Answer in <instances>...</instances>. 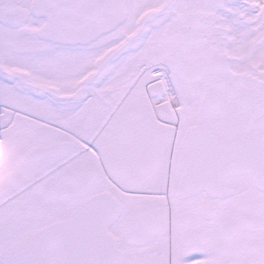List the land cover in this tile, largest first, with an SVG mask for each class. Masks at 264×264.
<instances>
[{"label": "snow or ice", "instance_id": "obj_1", "mask_svg": "<svg viewBox=\"0 0 264 264\" xmlns=\"http://www.w3.org/2000/svg\"><path fill=\"white\" fill-rule=\"evenodd\" d=\"M0 264H264V0H0Z\"/></svg>", "mask_w": 264, "mask_h": 264}]
</instances>
